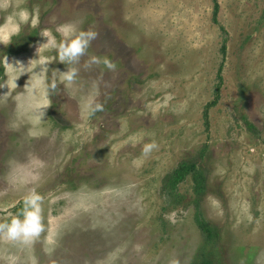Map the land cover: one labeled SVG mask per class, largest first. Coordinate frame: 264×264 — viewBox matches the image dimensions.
Returning a JSON list of instances; mask_svg holds the SVG:
<instances>
[{"label":"rangeland","instance_id":"obj_1","mask_svg":"<svg viewBox=\"0 0 264 264\" xmlns=\"http://www.w3.org/2000/svg\"><path fill=\"white\" fill-rule=\"evenodd\" d=\"M217 1L0 0V39L30 14L0 43V223L35 189L45 224L30 246L0 236V264H264V0ZM69 24L98 37L72 65L41 54L58 82L45 97L39 66L15 62L28 71L40 33L59 42ZM68 68L77 77L59 83ZM185 161L205 170L204 191L193 174L167 189Z\"/></svg>","mask_w":264,"mask_h":264},{"label":"clouds","instance_id":"obj_2","mask_svg":"<svg viewBox=\"0 0 264 264\" xmlns=\"http://www.w3.org/2000/svg\"><path fill=\"white\" fill-rule=\"evenodd\" d=\"M15 19L10 20L9 23L13 25L11 32L4 35L0 39V43L8 45L11 41L9 36L19 31L21 24H27L30 19V14L24 10L15 13ZM38 23V16L31 17L32 26ZM56 32L60 34L61 39L58 42L56 36L50 30H43L40 35L46 38V42L39 45L37 48V55L39 59H31L28 62V71L23 70L24 63L16 61L15 63L21 66V75L29 73L32 68L39 66L40 79L33 82L32 87L39 90L43 85V95L47 97L50 93L55 92L58 88L57 79H52L47 82L45 77L49 69V63L52 60L42 56L45 50L55 49L57 56L56 60L65 65H72L78 63L82 57L87 53L91 43L97 39L98 33L94 30H78L74 24L59 25ZM5 65L11 67L14 63H10L8 57H5ZM103 64L108 70L115 71L116 65L109 59H101L98 56H91L86 62V67ZM78 72L75 68H68L61 71L59 83L70 84L77 77ZM19 77H17L18 79ZM10 86L7 83L0 84V88ZM48 101L45 100V106ZM104 111V104L100 102H93L89 105V114L94 115L97 112ZM158 148V144L153 140L150 143L143 145L142 154L146 157ZM135 163V161H134ZM43 201L44 197L35 189L30 191L23 197V207L18 213L12 216L9 220L0 223V236L6 238L10 242H15L23 246H30L37 241L41 234L45 231V224L43 222Z\"/></svg>","mask_w":264,"mask_h":264},{"label":"trees","instance_id":"obj_3","mask_svg":"<svg viewBox=\"0 0 264 264\" xmlns=\"http://www.w3.org/2000/svg\"><path fill=\"white\" fill-rule=\"evenodd\" d=\"M219 8H220V5L218 1L215 0L216 13L218 12ZM218 77L220 78V83H219V88H217V95L219 93V89H221V86L224 83L223 76H222V67L220 68ZM216 103H217V100L215 99L214 101L209 103L207 108L209 109V107L214 106ZM248 124L250 125V127H253L252 123L249 122ZM192 174L194 176V182L196 186L195 189L198 192L204 191V189L206 188V182H207L206 172L202 168L200 163L196 161L182 162L179 165V167L174 170L172 175H170L167 178V189L170 191L175 190L181 182L186 180V178ZM199 227L202 230V232L205 234L207 241H212V239L217 235L216 229L209 226L204 221L199 222ZM202 256H204V258L202 259L201 264H214L212 257L209 256L207 253H203Z\"/></svg>","mask_w":264,"mask_h":264}]
</instances>
